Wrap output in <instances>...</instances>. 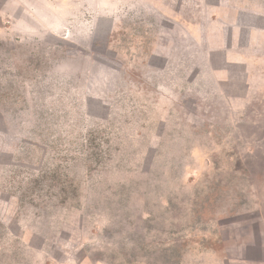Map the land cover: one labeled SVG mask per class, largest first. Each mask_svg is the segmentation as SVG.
Listing matches in <instances>:
<instances>
[{"label":"rangeland","instance_id":"rangeland-1","mask_svg":"<svg viewBox=\"0 0 264 264\" xmlns=\"http://www.w3.org/2000/svg\"><path fill=\"white\" fill-rule=\"evenodd\" d=\"M161 3L0 0V264H264V0Z\"/></svg>","mask_w":264,"mask_h":264},{"label":"crops","instance_id":"crops-1","mask_svg":"<svg viewBox=\"0 0 264 264\" xmlns=\"http://www.w3.org/2000/svg\"><path fill=\"white\" fill-rule=\"evenodd\" d=\"M128 4L134 7H143L144 12L151 11L148 6H154L157 10H159V6L160 8L162 7L161 0H91L93 12L97 14L113 13L115 15V19L113 20L116 22L112 25H117L119 21H122V13L125 11V6ZM161 14L163 15V13Z\"/></svg>","mask_w":264,"mask_h":264}]
</instances>
